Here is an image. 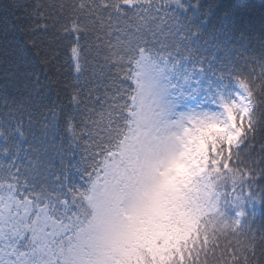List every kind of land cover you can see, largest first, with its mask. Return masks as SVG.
Returning <instances> with one entry per match:
<instances>
[{
    "label": "snow or ice",
    "instance_id": "1",
    "mask_svg": "<svg viewBox=\"0 0 264 264\" xmlns=\"http://www.w3.org/2000/svg\"><path fill=\"white\" fill-rule=\"evenodd\" d=\"M0 264H264V15L0 4Z\"/></svg>",
    "mask_w": 264,
    "mask_h": 264
},
{
    "label": "trees",
    "instance_id": "2",
    "mask_svg": "<svg viewBox=\"0 0 264 264\" xmlns=\"http://www.w3.org/2000/svg\"><path fill=\"white\" fill-rule=\"evenodd\" d=\"M6 0H0V4L5 3ZM240 10L252 16L264 15V0H238Z\"/></svg>",
    "mask_w": 264,
    "mask_h": 264
}]
</instances>
